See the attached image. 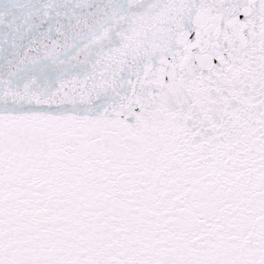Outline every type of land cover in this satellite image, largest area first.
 <instances>
[{"label": "snow or ice", "instance_id": "obj_1", "mask_svg": "<svg viewBox=\"0 0 264 264\" xmlns=\"http://www.w3.org/2000/svg\"><path fill=\"white\" fill-rule=\"evenodd\" d=\"M0 264H264V0H0Z\"/></svg>", "mask_w": 264, "mask_h": 264}]
</instances>
